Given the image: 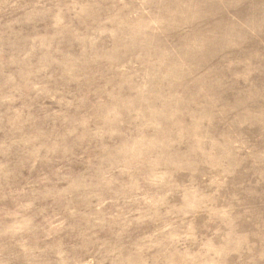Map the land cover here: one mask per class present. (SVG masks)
<instances>
[{"label": "rangeland", "instance_id": "rangeland-1", "mask_svg": "<svg viewBox=\"0 0 264 264\" xmlns=\"http://www.w3.org/2000/svg\"><path fill=\"white\" fill-rule=\"evenodd\" d=\"M0 264H264V0H0Z\"/></svg>", "mask_w": 264, "mask_h": 264}]
</instances>
